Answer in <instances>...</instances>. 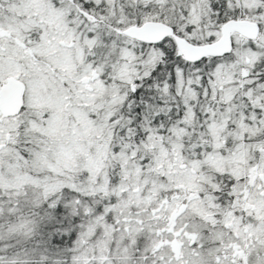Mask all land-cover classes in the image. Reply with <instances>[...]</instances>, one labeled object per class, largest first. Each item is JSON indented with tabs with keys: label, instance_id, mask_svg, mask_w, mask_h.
Listing matches in <instances>:
<instances>
[{
	"label": "snow or ice",
	"instance_id": "6c2138e0",
	"mask_svg": "<svg viewBox=\"0 0 264 264\" xmlns=\"http://www.w3.org/2000/svg\"><path fill=\"white\" fill-rule=\"evenodd\" d=\"M0 264H264V0H0Z\"/></svg>",
	"mask_w": 264,
	"mask_h": 264
}]
</instances>
